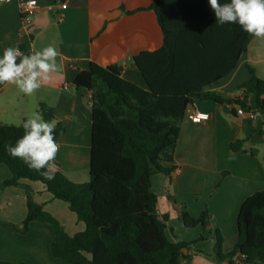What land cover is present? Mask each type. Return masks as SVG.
<instances>
[{
    "label": "crops",
    "instance_id": "crops-1",
    "mask_svg": "<svg viewBox=\"0 0 264 264\" xmlns=\"http://www.w3.org/2000/svg\"><path fill=\"white\" fill-rule=\"evenodd\" d=\"M39 7L32 15L28 30L23 27L18 0L0 2V54L7 47L24 46L29 53L52 45L61 55L58 62L63 71L51 73L47 82L31 96H25L15 85H0V122L19 125L37 113L39 103L52 108L55 125L60 126L56 136L58 152L56 163L73 182L89 179L91 146L90 92L73 84L76 73L86 69L90 62L97 64L120 63L122 77L142 88H148L142 74L133 64L128 51L130 35L120 20L123 3L125 10L145 7L153 0H36ZM168 21L193 29L211 30L215 37L211 44L199 47L206 55L200 61L191 58L193 67L218 74L231 63L225 56L230 49L219 41L218 28H213L214 14L207 0H163ZM61 18V20H60ZM105 20H110L104 32L96 38ZM212 25V26H211ZM215 30V32H214ZM221 36H224L223 25ZM137 42L140 49L154 50L162 44V30L152 12L137 15ZM230 46V45H229ZM193 53L195 49H189ZM231 50H234L232 48ZM22 51V50H21ZM254 75L264 79V37L250 36L245 50L240 51L231 70L209 82L203 90L220 95L239 96L244 99L247 114L238 115L234 103H215L195 98L180 122L170 175L163 173L151 177V190L157 197V212L167 214L174 242L192 241L202 233L204 246L195 244L183 253L184 264H217L213 251L216 229L224 237L223 251L236 242V219L243 201L257 191L264 190V111L257 109L253 96H242L238 86ZM219 75V74H218ZM208 115L207 119L193 122L190 112ZM241 141L232 148V144ZM10 176L7 166L0 162V183ZM30 185L33 198L56 217L69 235L85 228L68 204L54 198L39 181L20 180ZM167 192L186 204L192 217L205 209L210 213L209 226L186 227L176 216ZM26 196L22 187H0V260L23 264H69L50 253L53 240L48 224L33 221L25 232H20L26 215ZM174 227H176L174 229ZM177 233V234H176ZM220 264H228L222 261ZM232 264H243L239 255Z\"/></svg>",
    "mask_w": 264,
    "mask_h": 264
},
{
    "label": "trees",
    "instance_id": "trees-1",
    "mask_svg": "<svg viewBox=\"0 0 264 264\" xmlns=\"http://www.w3.org/2000/svg\"><path fill=\"white\" fill-rule=\"evenodd\" d=\"M120 20L130 35L128 51L133 64L142 74L148 88H142L122 77L120 63L97 64L90 62L79 70L73 84L90 92L91 99V146L89 179L73 182L54 162L55 178L48 180L42 174L28 168L20 159L6 152V145H14L23 135L22 124L0 122V162L5 164L10 176L0 183L22 187L26 196V215L20 232L28 229L30 222L46 223L52 230L50 253L69 264H184L187 258L183 250L203 240L204 235L192 241H171L166 229L168 215L157 212V197L151 190V177L163 173L170 175L171 165L180 122L187 106L195 98L215 103H234L247 110L244 99L239 96L220 95L203 88L231 70L240 51L245 50L251 34L239 25L222 26L211 20L218 28L219 41L228 44L224 55L232 60L223 70L213 75L204 67H193L191 58L201 62L206 53L199 47L211 44V30L193 29L173 24L165 17L163 0H153L145 7L125 10L123 3ZM153 12L162 30V44L154 49L137 47V15ZM110 20H105L96 33L98 38ZM215 32V30H214ZM230 45V46H229ZM29 54L24 46L19 47ZM234 48V50H231ZM189 49H195L191 53ZM250 78L238 86L241 95L253 96L255 107L264 111V79L254 75L248 67ZM37 113L52 122L51 107L39 103ZM60 126L55 127V138ZM241 141L234 142L232 148ZM41 182L56 199L63 200L85 224L82 231L69 235L62 223L43 205L33 198L32 187L20 180ZM167 198L175 210L178 221L186 227L209 226L210 213L205 209L192 217L183 201L167 192ZM237 239L228 251H223L224 237L216 229L213 251L217 264L239 255L244 264H264V190L247 197L241 204L237 219ZM0 264H23L0 260Z\"/></svg>",
    "mask_w": 264,
    "mask_h": 264
},
{
    "label": "clouds",
    "instance_id": "clouds-1",
    "mask_svg": "<svg viewBox=\"0 0 264 264\" xmlns=\"http://www.w3.org/2000/svg\"><path fill=\"white\" fill-rule=\"evenodd\" d=\"M207 3L217 25H239L254 37H264V0H207ZM60 55L58 47L52 45L29 54L23 53L18 46L5 48L0 54V85H15L19 92L31 96L49 80L51 73L63 71V65L58 62ZM21 126L23 135L14 145H6V152L30 169L45 170L42 174L53 180L58 152L55 123L33 113Z\"/></svg>",
    "mask_w": 264,
    "mask_h": 264
},
{
    "label": "built area",
    "instance_id": "built-area-1",
    "mask_svg": "<svg viewBox=\"0 0 264 264\" xmlns=\"http://www.w3.org/2000/svg\"><path fill=\"white\" fill-rule=\"evenodd\" d=\"M5 1H8V0H0V2H5ZM18 6H19V11L21 13V17H22L23 27L26 30H28L32 24V15L38 9L39 5H38L36 0H35V3H33V0H18ZM60 20H61V18H60ZM236 112L238 115L247 114L250 118H254V116H255L251 110H245L238 105H237ZM189 114H190L189 115L190 119L193 122H200V121L208 118L207 114L199 113V112H195V111L190 112ZM240 259H242V258L240 257ZM241 262H242V260H241Z\"/></svg>",
    "mask_w": 264,
    "mask_h": 264
},
{
    "label": "rangeland",
    "instance_id": "rangeland-1",
    "mask_svg": "<svg viewBox=\"0 0 264 264\" xmlns=\"http://www.w3.org/2000/svg\"><path fill=\"white\" fill-rule=\"evenodd\" d=\"M170 226H172V225H168V227H167V229H166V233H167V235H168V238L172 241V240H174V237H173V235L171 234V228H170ZM176 227H174V229H175ZM177 234V233H176ZM195 244H198V245H200V246H204V244H205V241H197Z\"/></svg>",
    "mask_w": 264,
    "mask_h": 264
}]
</instances>
